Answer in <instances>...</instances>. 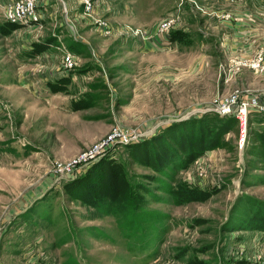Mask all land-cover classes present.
<instances>
[{"label":"rangeland","instance_id":"rangeland-1","mask_svg":"<svg viewBox=\"0 0 264 264\" xmlns=\"http://www.w3.org/2000/svg\"><path fill=\"white\" fill-rule=\"evenodd\" d=\"M37 8L38 27L0 35V264H264V114L241 147L235 126L176 166L201 132L191 118L264 94V0ZM181 121L178 155L144 157ZM116 129L143 136L77 161Z\"/></svg>","mask_w":264,"mask_h":264},{"label":"built area","instance_id":"built-area-1","mask_svg":"<svg viewBox=\"0 0 264 264\" xmlns=\"http://www.w3.org/2000/svg\"><path fill=\"white\" fill-rule=\"evenodd\" d=\"M37 7L38 0H12L3 7L4 20L18 26L38 27L37 22L40 19V13ZM65 59L67 65L71 66L73 63L71 54H67ZM260 61V57L256 58L252 62L251 68L257 69L260 66ZM211 108L220 116L234 117L237 120V129L241 136L239 147H241L244 143L250 116L253 113L264 114V94L249 92L247 95H243L235 93L220 102L217 101ZM141 136H143L141 133L132 129H116L106 139L82 154L77 161L86 163L96 161L114 145L113 143H132L141 139ZM240 141H243L242 144ZM77 161L70 162V164L74 165Z\"/></svg>","mask_w":264,"mask_h":264},{"label":"trees","instance_id":"trees-1","mask_svg":"<svg viewBox=\"0 0 264 264\" xmlns=\"http://www.w3.org/2000/svg\"><path fill=\"white\" fill-rule=\"evenodd\" d=\"M16 28H17V25L4 21L0 23V34H3V35L10 34ZM44 41H48V38L47 40H45L44 38L43 42L41 43L40 42L35 43L33 45V48L30 54L32 55L34 53H38L44 50L46 48ZM52 86L54 87L56 85H51V87ZM212 114H214V117L212 118H206V116H204L203 118H200L199 120H196L195 118L190 119L191 121H194L191 123L201 122L204 126L206 124L214 123V126L209 127V129L207 130H205L203 125L200 126L201 132L199 133L198 140L196 141V143H194L195 145L192 148L189 146V150L191 153H189L188 156L183 161L179 162L176 166L182 167L183 165H187L188 162H190V160L196 156L197 152L193 150L195 146L198 147L199 149L198 151L204 150L202 147H208L209 145H210L209 147H211V145L215 146L219 142L220 137L225 132H227L228 130L232 129L235 126L237 127V120L234 117L220 116L217 113H212ZM254 116H256L257 118L261 117V115L259 114H255L252 117ZM251 119L252 118L250 116L249 121H248V127H250ZM186 123H190V122L181 121V122L173 123L166 130L158 134L156 137L152 138L149 141L141 143L138 147L140 148L145 147L144 149H146V152H143L142 150V152L144 153V157H146L147 159H152L153 162L160 164L166 161L167 159L170 160L172 159L173 156L175 157V155H178V152L175 149L176 148L178 149L179 145L173 143V139H174L173 136L177 135L178 133H181ZM255 135L259 139V143L261 144L264 150V130L256 131ZM206 137L208 138L206 139ZM157 143L159 145L158 148L156 147ZM160 145H162L163 147H160Z\"/></svg>","mask_w":264,"mask_h":264},{"label":"crops","instance_id":"crops-1","mask_svg":"<svg viewBox=\"0 0 264 264\" xmlns=\"http://www.w3.org/2000/svg\"><path fill=\"white\" fill-rule=\"evenodd\" d=\"M12 0H0V8H1V10H3V7L5 6V5H7L8 3H10ZM18 30H20L19 28L17 29H15V30H13L10 34H7V35H3V34H0L1 36H3V37H7V36H10V35H19L18 33Z\"/></svg>","mask_w":264,"mask_h":264}]
</instances>
